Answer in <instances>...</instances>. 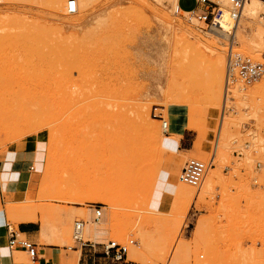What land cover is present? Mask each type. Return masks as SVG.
Returning a JSON list of instances; mask_svg holds the SVG:
<instances>
[{"label": "rangeland", "instance_id": "1", "mask_svg": "<svg viewBox=\"0 0 264 264\" xmlns=\"http://www.w3.org/2000/svg\"><path fill=\"white\" fill-rule=\"evenodd\" d=\"M69 1L0 0V154L27 147L33 166L46 145L26 198L6 205L10 226L38 220L52 243L38 250L55 248L45 257L57 264H264V72L226 86L229 49L264 67V4L234 38V26L209 28L168 0H91L73 14ZM168 108L195 134L187 153L163 147L176 125ZM189 158L209 165L199 187L178 180ZM172 161L175 194L153 210ZM87 206L108 215L110 234L80 247L73 223ZM110 240H134L127 263L101 253Z\"/></svg>", "mask_w": 264, "mask_h": 264}, {"label": "built area", "instance_id": "2", "mask_svg": "<svg viewBox=\"0 0 264 264\" xmlns=\"http://www.w3.org/2000/svg\"><path fill=\"white\" fill-rule=\"evenodd\" d=\"M194 6L190 10L191 14L197 18V20L203 22L209 28H213L219 23L218 19L221 17L222 10L219 5L212 0H193ZM231 4L230 16L235 22L241 15V9L244 0H228ZM67 12L70 14L75 13L74 1H69L67 4ZM264 72L263 64L256 62L251 58L242 55L239 52H233L229 49L226 86H228L229 78L233 74H236L237 78L245 85L254 83L261 77ZM156 109V108H155ZM154 109V110H155ZM153 116L158 118L162 122V127L165 129L166 123L163 122V116L153 112ZM206 163L196 159L189 158L185 161L182 169L179 172V179L193 187H197L203 180L206 171ZM256 167H260V163L256 164ZM102 216L100 207L94 209V219L97 221ZM83 226L81 220L75 222L73 238L81 246H91L90 241H83L79 235ZM8 240L7 247L11 252L22 250L26 254V261L17 262L12 264H57L52 259L39 258L38 248L35 243L29 240L25 235L17 232L16 230L8 227ZM130 244H134V240H129L128 243H120L115 240H110L107 244H103L102 254L105 258H109L112 262H125L127 263V253Z\"/></svg>", "mask_w": 264, "mask_h": 264}, {"label": "crops", "instance_id": "3", "mask_svg": "<svg viewBox=\"0 0 264 264\" xmlns=\"http://www.w3.org/2000/svg\"><path fill=\"white\" fill-rule=\"evenodd\" d=\"M180 1L178 0V5L180 6ZM184 9V8H182ZM184 9V10H191ZM190 137V138H188ZM195 139V134L191 133L189 129H185L178 140V151L182 150L187 153V151L191 150L192 144ZM17 153L15 158L8 157V161L11 163V167L13 171H17L20 173L18 183H11L9 184L6 191L0 190V212L3 213V220L4 223L0 224V248L7 247V240H8V227H11L6 216V205L11 202H17L18 200L24 199L27 196L28 190H30L31 181L33 174L36 173L32 166V161L30 157L32 155V151L29 148H25L22 151H16L15 149H11L6 151L4 154H0V168H3L5 162V156L7 153ZM14 159V162H12ZM14 229V228H12ZM15 230V229H14ZM16 231L25 235L29 240L37 245L38 244L46 245L52 244L48 243L50 240L48 235L50 234V230H46L44 228L39 227L38 220L37 221H22L16 224ZM41 240V243L38 242ZM8 248V247H7ZM72 249L71 247H69ZM45 249H49L50 251H55V248L52 247H39L38 254L39 258H45L46 252ZM22 251V250H17ZM78 253L79 251H73ZM79 255V254H78ZM78 258V256H77ZM14 263V252L9 253L8 256L0 258V264H12ZM58 263L61 264V257L58 258Z\"/></svg>", "mask_w": 264, "mask_h": 264}, {"label": "bare ground", "instance_id": "4", "mask_svg": "<svg viewBox=\"0 0 264 264\" xmlns=\"http://www.w3.org/2000/svg\"><path fill=\"white\" fill-rule=\"evenodd\" d=\"M70 1H74V0H70ZM90 1L91 0H76V1H74L75 8L77 7V4H86V3L90 2ZM168 1L172 5L171 8L173 9V11H175L177 13H180V14L182 13V14L187 15V16L189 14H191L190 10H184V9L179 7L178 0H168ZM262 4H264V0H244L243 1V5H242V9H241V15H240L239 19L237 21H235V22L231 19L230 8L228 7V5L222 4L221 17L218 19L219 23H217L216 27H219V28L225 30V29H229L231 27V25L234 26L232 28V36L235 38L236 29H237V27L239 25L241 17L243 16L245 18V17H251V16L256 15V12L258 11L259 6H261ZM189 20L191 21V18ZM166 103H168V102H166ZM138 106H140V105H138ZM170 108H168V109H170ZM145 109H146V106H145ZM143 110L144 109L138 108V111H139V113L141 115L140 118H141L142 122L144 123L145 134L147 136L153 138V139H157L158 138L157 130L155 128H153L149 124L148 119H147L148 111L145 113ZM169 112L172 114V116H174V121L176 122V125L172 128V132L170 134L169 139H173V140L178 141L179 138L181 137L182 133H183V130H184V127H185L183 125H185V123H183V121H182V119L180 117V114L178 112V109L176 110V108L175 109L172 108V109H170ZM163 122L166 123V127H165V129H163L162 122H161V128H162L163 132L166 133L167 132V122L165 121L164 118H163ZM187 128H191V126L189 125V126H187ZM173 147H174L173 145H169V147L167 149H171ZM175 167H176V164L174 163V161H172L171 162V167L168 170V173H169L168 179H169L170 182L173 181V177L172 176H173V172H174ZM208 167H209V165L206 166L205 175H206V172L208 170ZM205 175H204V177H205ZM204 177H203V180H204ZM213 178H214V173H213V175L211 177H208L207 184H206V187L204 189L205 192L212 189ZM178 180H180L179 177H178ZM203 180H202V182H203ZM201 183H200V185H201ZM199 186H197V187H199ZM178 194L180 195L181 192L178 193ZM77 220H81L83 222L82 229H81V231L79 233V235L81 236L83 241H90V242H94V243L101 242V241H103L105 239L107 234H110V229H109V226H108V215H107V217L106 216H103V217L101 216L96 221L94 219V210L92 212V209L89 206L85 207V217H84V219H77ZM77 220H75L74 223H73V231H74L75 222ZM204 222L205 221H201L198 224L197 228H196L195 233H196V235H198V238L200 236L201 229L203 230ZM197 241H198V239H197ZM80 247H81V245H80ZM16 252H22V251H16ZM74 253H76V252H74ZM14 263H16V262H14Z\"/></svg>", "mask_w": 264, "mask_h": 264}, {"label": "clouds", "instance_id": "5", "mask_svg": "<svg viewBox=\"0 0 264 264\" xmlns=\"http://www.w3.org/2000/svg\"><path fill=\"white\" fill-rule=\"evenodd\" d=\"M169 145H173L175 149H178V141L165 138L163 141V147L167 149ZM36 154L34 156V164L33 168L35 171L39 172L42 170V161H43V156L44 152L46 151V145L42 141H37L36 143ZM17 156V153H7L5 156V162L3 165V168H0V190L6 191L9 184L11 183H18L20 173L17 171H13L11 167V163L8 161V157H13L15 158ZM14 162V159L13 161ZM168 177L169 173L167 171H161L158 178H157V183L155 190L153 192V203L149 205L150 208L155 210L158 208V204L160 201L163 199V195L165 193L169 195H174L176 188L174 185L168 183ZM3 213L0 212V224H3ZM10 253V250L5 247V248H0V258L8 256Z\"/></svg>", "mask_w": 264, "mask_h": 264}, {"label": "trees", "instance_id": "6", "mask_svg": "<svg viewBox=\"0 0 264 264\" xmlns=\"http://www.w3.org/2000/svg\"><path fill=\"white\" fill-rule=\"evenodd\" d=\"M182 8V7H181Z\"/></svg>", "mask_w": 264, "mask_h": 264}]
</instances>
